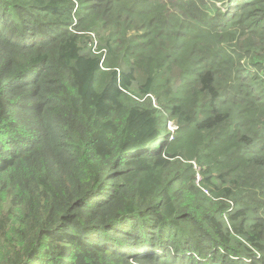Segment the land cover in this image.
<instances>
[{
    "label": "trees",
    "instance_id": "trees-1",
    "mask_svg": "<svg viewBox=\"0 0 264 264\" xmlns=\"http://www.w3.org/2000/svg\"><path fill=\"white\" fill-rule=\"evenodd\" d=\"M0 264H264V0H0Z\"/></svg>",
    "mask_w": 264,
    "mask_h": 264
},
{
    "label": "rangeland",
    "instance_id": "rangeland-1",
    "mask_svg": "<svg viewBox=\"0 0 264 264\" xmlns=\"http://www.w3.org/2000/svg\"><path fill=\"white\" fill-rule=\"evenodd\" d=\"M93 45H94V49H96L98 52H101V51L98 50V41L95 42ZM170 127H173V128L175 127V124H174L173 121H169L168 122V128H170Z\"/></svg>",
    "mask_w": 264,
    "mask_h": 264
},
{
    "label": "built area",
    "instance_id": "built-area-1",
    "mask_svg": "<svg viewBox=\"0 0 264 264\" xmlns=\"http://www.w3.org/2000/svg\"><path fill=\"white\" fill-rule=\"evenodd\" d=\"M175 127H176V125H175ZM175 127H174V128H173V127H170V128L175 129ZM201 179H202V177H201V175L199 174L198 177H197V181H200Z\"/></svg>",
    "mask_w": 264,
    "mask_h": 264
},
{
    "label": "clouds",
    "instance_id": "clouds-1",
    "mask_svg": "<svg viewBox=\"0 0 264 264\" xmlns=\"http://www.w3.org/2000/svg\"><path fill=\"white\" fill-rule=\"evenodd\" d=\"M176 125V124H175Z\"/></svg>",
    "mask_w": 264,
    "mask_h": 264
}]
</instances>
